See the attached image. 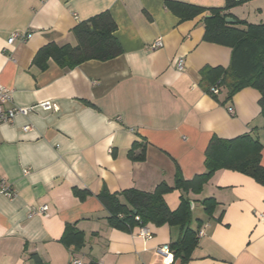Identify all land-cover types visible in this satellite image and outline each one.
<instances>
[{"label": "crops", "instance_id": "0c3cea01", "mask_svg": "<svg viewBox=\"0 0 264 264\" xmlns=\"http://www.w3.org/2000/svg\"><path fill=\"white\" fill-rule=\"evenodd\" d=\"M166 0H0V83L12 101L31 107L0 123V177L15 191L0 194V264H264V186L243 173L219 169L193 202L190 225L203 235L191 260L181 263L157 252L175 241L177 226L148 224L151 239L138 229L108 223L98 193L135 188L152 192L174 184L176 172L190 180L204 171L211 137L249 133L262 144L264 116L252 87L220 102L200 86L204 67H227L231 49L203 40L205 12L179 20ZM206 8L225 0H175ZM107 11L116 24L122 53L106 61L87 60L62 68L53 60L41 68L33 60L48 43L76 44L73 27ZM230 12L249 23L264 22V0H244ZM26 32L8 42L12 33ZM161 46L150 48L156 41ZM182 58L184 69L175 67ZM222 99L223 93L219 95ZM49 101L50 108L41 103ZM233 112L229 111V108ZM30 125L24 130V125ZM139 145L130 158L132 145ZM76 189L89 194L80 198ZM213 197L209 216L201 205ZM171 209L179 191L165 195ZM47 205L44 212L36 211ZM263 215V216H262ZM84 233L79 250L60 238L66 225Z\"/></svg>", "mask_w": 264, "mask_h": 264}, {"label": "trees", "instance_id": "16d2710c", "mask_svg": "<svg viewBox=\"0 0 264 264\" xmlns=\"http://www.w3.org/2000/svg\"><path fill=\"white\" fill-rule=\"evenodd\" d=\"M244 0H225L222 7H210L166 0V7L178 17L187 20L205 12L208 17L201 18L204 25L203 40L224 45L231 49L227 67L207 66L201 70V88L214 99L227 102L239 90L252 87L260 94L259 106L264 116V22L249 23L237 19L230 9ZM235 19L234 23L226 18ZM116 24L109 12L104 11L87 20L77 23L72 31L76 44L57 45L48 43L42 46L34 57V62L41 68L53 60L62 68H73L87 60L106 61L122 53V47L114 32ZM213 89H217L214 93ZM223 93L222 99L219 97ZM139 145L134 143L128 151L132 159L144 157L142 147L139 155L133 152ZM261 142L249 133L231 139L211 137L205 149L204 171L190 180L184 179L177 171L174 184L160 183L152 192L135 188L111 192L105 187L97 197L108 211V223L115 228L132 231L135 227L148 224L177 226L178 238L171 242L169 249L173 259L181 263L191 260L192 252L199 242L198 229L190 225L192 209L188 193H199L208 179L219 169H229L243 173L264 186V166L261 164ZM179 191V202L171 209L165 195ZM80 198L89 194L87 190L76 189ZM204 211L211 216L216 206L213 197L201 201ZM138 216V220L135 217ZM61 242L79 250L84 244V233L73 224H68L60 238ZM35 260L43 264L38 256ZM88 264H96L89 262Z\"/></svg>", "mask_w": 264, "mask_h": 264}, {"label": "built area", "instance_id": "2783aa9c", "mask_svg": "<svg viewBox=\"0 0 264 264\" xmlns=\"http://www.w3.org/2000/svg\"><path fill=\"white\" fill-rule=\"evenodd\" d=\"M46 1V0H41ZM29 35L26 32L23 33H12L8 37V42L12 43L15 39H19L20 41H24ZM161 41L156 40L151 45L150 48H156L161 46ZM175 67L177 70L182 71L184 69V61L182 58L177 59L175 63ZM213 92L216 93L217 89H213ZM42 107L50 108L52 105L49 101H45L41 103ZM31 110V107H21L17 106L12 101V95L10 92V89L5 86L4 84L0 83V123H9L13 120V118L16 115H27ZM230 112H233V109L229 108ZM31 127L30 125H24V130H29ZM0 194L4 195L7 198H12L15 195L14 189L11 187V185L8 183V181L0 177ZM47 209V205H41L36 211L31 210L28 215L32 216L36 212H44ZM263 216V215H262ZM136 220H138V216L135 217ZM138 236L144 238V239H151L153 234L148 228V226H139L138 228ZM204 233L203 231H199L198 235L202 236ZM169 244H163L157 247V252L162 255H168L169 254ZM71 264H82L81 261L78 258L71 257L70 259Z\"/></svg>", "mask_w": 264, "mask_h": 264}, {"label": "water", "instance_id": "95a60500", "mask_svg": "<svg viewBox=\"0 0 264 264\" xmlns=\"http://www.w3.org/2000/svg\"><path fill=\"white\" fill-rule=\"evenodd\" d=\"M236 1H239V0H236ZM207 17H208V15H207ZM225 20L228 23H234L235 22V19H233L231 17H227ZM189 204H190L191 209H193V202L192 201H189Z\"/></svg>", "mask_w": 264, "mask_h": 264}]
</instances>
